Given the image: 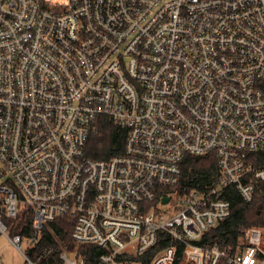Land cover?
<instances>
[{
  "label": "built area",
  "instance_id": "built-area-1",
  "mask_svg": "<svg viewBox=\"0 0 264 264\" xmlns=\"http://www.w3.org/2000/svg\"><path fill=\"white\" fill-rule=\"evenodd\" d=\"M100 119L126 133L106 160L87 154ZM212 154L215 183L184 185ZM260 183L264 0H0V235L27 264L60 218L92 264H264L259 228L234 254L195 244Z\"/></svg>",
  "mask_w": 264,
  "mask_h": 264
},
{
  "label": "trees",
  "instance_id": "trees-1",
  "mask_svg": "<svg viewBox=\"0 0 264 264\" xmlns=\"http://www.w3.org/2000/svg\"><path fill=\"white\" fill-rule=\"evenodd\" d=\"M125 140V131L108 119H100L92 133L87 154L98 160L113 158L123 153ZM218 171L215 155L188 156L183 163V184L191 188L213 185ZM226 197L231 202V216L206 232L195 244L208 248L217 247L234 254L241 247L245 230L259 228L264 233V183L257 185L251 202H246L235 188L229 189ZM23 224L22 219L17 220L11 228V235L29 233ZM72 232L73 222L69 218L58 219L46 227L39 244L29 251V257L36 264H61V252L79 250L87 257L89 264L95 263L103 250L94 246L77 245L72 240ZM221 264H227V261L224 260Z\"/></svg>",
  "mask_w": 264,
  "mask_h": 264
},
{
  "label": "rangeland",
  "instance_id": "rangeland-1",
  "mask_svg": "<svg viewBox=\"0 0 264 264\" xmlns=\"http://www.w3.org/2000/svg\"><path fill=\"white\" fill-rule=\"evenodd\" d=\"M26 252V245L22 246ZM0 264H27L22 254L15 250L8 241L0 235Z\"/></svg>",
  "mask_w": 264,
  "mask_h": 264
},
{
  "label": "water",
  "instance_id": "water-1",
  "mask_svg": "<svg viewBox=\"0 0 264 264\" xmlns=\"http://www.w3.org/2000/svg\"><path fill=\"white\" fill-rule=\"evenodd\" d=\"M168 202H169V198H164V199H163V203H164V204H166V203H168Z\"/></svg>",
  "mask_w": 264,
  "mask_h": 264
}]
</instances>
